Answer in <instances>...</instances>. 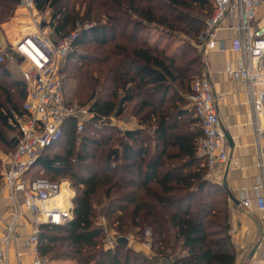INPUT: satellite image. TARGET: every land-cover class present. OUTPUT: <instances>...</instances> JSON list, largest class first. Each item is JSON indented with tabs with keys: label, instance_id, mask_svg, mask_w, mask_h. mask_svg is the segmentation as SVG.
<instances>
[{
	"label": "trees",
	"instance_id": "16d2710c",
	"mask_svg": "<svg viewBox=\"0 0 264 264\" xmlns=\"http://www.w3.org/2000/svg\"><path fill=\"white\" fill-rule=\"evenodd\" d=\"M19 2L0 0V24ZM35 2L39 12L54 9L51 27L56 38L77 32L64 72L77 82L72 103L88 106L95 115L81 133L76 120H67L62 138L28 173L32 179L52 182L69 176L76 188L73 217L59 225L40 226V255L77 264H156L152 255L131 245L105 246L106 227L94 221L96 198L117 236L134 233L142 243L150 230L151 251L157 257L170 254L172 264H235L228 193L206 179V165L197 156L203 132L180 94L204 73L202 51L195 41L212 15V0ZM77 4L86 7L83 14ZM102 17L107 22L96 20ZM153 24L181 38L178 53L149 43L147 32ZM88 43L95 45L91 51L78 49ZM27 94L26 83L0 63L4 143L5 129L19 131L16 116L25 114ZM127 117L137 120L136 127L122 130L112 121L99 123ZM63 146L65 151L59 153Z\"/></svg>",
	"mask_w": 264,
	"mask_h": 264
},
{
	"label": "built area",
	"instance_id": "2783aa9c",
	"mask_svg": "<svg viewBox=\"0 0 264 264\" xmlns=\"http://www.w3.org/2000/svg\"><path fill=\"white\" fill-rule=\"evenodd\" d=\"M212 2V15L200 37L201 51L204 54L215 49L224 51L226 46L218 43L217 31L226 27L223 24L226 20H234L232 28L236 32V38L233 43L238 53V61L236 67L228 66L226 71L235 81L245 85L250 124L258 151V166L262 173L254 187L255 198L243 197L242 204L245 208L256 209L260 213L264 238V25L258 22L259 9L264 0ZM18 8L26 11L36 31L21 35L13 47L0 50V63L19 67L21 78L28 90L23 104L25 114L16 116L20 136L16 139L9 166L3 170L0 187V193L8 190L14 201L12 220L7 226L6 234L0 235V264H10L9 248L15 241L18 222L23 212L34 218L31 234L21 241L24 247L35 254L30 264H51L48 258L39 253L40 226L67 222L72 218V206L60 208L52 204L51 200L61 192V184L43 177L32 179L28 177V173L43 152L62 138L63 126L67 120H76L77 131L81 133L85 123L94 120L95 115L88 107L65 98V83L60 76L77 32L61 39L48 33L35 16V0H20ZM219 100L212 82L205 74L193 82L189 104L203 132L198 143L197 156L206 165V178L209 180H214L216 167L227 163L238 165V161L231 154L222 124ZM17 195H21V203L15 201ZM69 196L67 203L72 201ZM145 235L143 245L151 249L150 231L147 230ZM118 237H106V247L114 248Z\"/></svg>",
	"mask_w": 264,
	"mask_h": 264
},
{
	"label": "crops",
	"instance_id": "0c3cea01",
	"mask_svg": "<svg viewBox=\"0 0 264 264\" xmlns=\"http://www.w3.org/2000/svg\"><path fill=\"white\" fill-rule=\"evenodd\" d=\"M18 9L16 17L20 16L22 19H27L28 14L25 11L21 12V8ZM258 22L264 25V4L259 9ZM223 24L226 27L217 31V38L218 43H223L226 49L224 51H219L218 49L211 50L203 55L205 63L204 74L210 79L214 92L220 98L219 107L222 124L225 131L231 137L233 143L232 146L230 145L231 154L238 161V165L233 166L231 163H227L216 167L214 181L223 186L228 193L231 223L230 234L236 252L235 264H264L263 225L260 213L256 209L249 210L242 204L243 197L255 198L254 187L260 180L262 173L258 166V151L254 144V132L250 124V110L245 85L235 81L226 71L228 66L236 67L238 61V53L233 43L236 38V32L232 26L235 23L234 20H226ZM8 25H11L10 22L3 24L2 30L0 29V32L3 33L0 35V47H3V44L7 40L15 44L18 41L14 37L15 32L11 31ZM30 25L31 23H29L28 27ZM7 66L10 68L14 65ZM10 71L12 72L11 68ZM16 78L20 79L21 75ZM130 119H133L135 123L133 122L134 124L128 125L127 123ZM126 120V122L115 120L114 124L122 130L136 127L137 120L134 117H127ZM119 123H122L124 126H121ZM8 166L9 164L2 165L3 170ZM3 170L0 171V187L2 186ZM60 193L61 196L51 200L52 204L60 208H71V206L73 208L72 201L67 203L68 192L63 188ZM231 196L234 199H231ZM15 201L21 203V195H17ZM13 206L12 194L8 190L2 191L0 193L1 236L6 234L7 226L12 220ZM33 227V216L27 212H23L18 222V233H16L15 241L9 248L10 264H30L34 259L35 254L21 243L23 239L31 234ZM128 245H131L138 251L152 255L156 264H172L174 260L170 254L162 258L157 257L152 253L151 249L143 245V242L138 243V241H135L131 243L129 241ZM54 263L77 264L73 260H57Z\"/></svg>",
	"mask_w": 264,
	"mask_h": 264
},
{
	"label": "rangeland",
	"instance_id": "374dc122",
	"mask_svg": "<svg viewBox=\"0 0 264 264\" xmlns=\"http://www.w3.org/2000/svg\"><path fill=\"white\" fill-rule=\"evenodd\" d=\"M77 0H71V5H74L75 2ZM77 10H81V14H83L86 10V7H80L79 4H77L76 6ZM18 7L15 8L13 14L7 18L4 19L3 22L0 24V29L2 30L3 28V24H5L6 22H10L11 25H8V27L11 28V31L15 32L14 37L18 40L20 35L23 34H27L28 32H33L36 31V28H34V26L31 24L29 27V23H31V19L28 16L27 19H22L20 18V16H18V18L16 17V14L18 13ZM20 11H25L23 9H20ZM26 12V11H25ZM35 13L37 15L36 18H38V21L41 22L42 27L45 28V30L48 31V33H51L54 35L53 33V29L51 27V20L53 18V15L55 13L53 8H48L45 11L39 12L35 11ZM97 21L101 22V23H105L107 22V19L105 17L102 18H98L96 19ZM81 30V28H80ZM204 32V31H203ZM202 32V33H203ZM201 33V34H202ZM3 33L0 32V35H2ZM148 34V39H149V43L151 44H158V46L160 47H164L169 53L175 54L178 53L179 48L182 46V42H181V38L177 37L176 35L171 36L169 34L166 33L165 30H163V28L157 26V25H150V28L147 32ZM201 34L199 35L198 39L195 41V44L197 45L199 51H201V46H200V37ZM113 44V42H111ZM15 43H12L11 41H6L3 45V47H0V49H9L11 47H13ZM95 45L94 44H86L80 48H78L81 52H89L93 49ZM202 55H204L203 51L201 52ZM68 63V61H67ZM67 63L65 64V66L67 65ZM62 67L61 71H60V76L62 78H64V83H65V90H64V94H65V98L68 101L73 102V100L75 99V95H76V91H77V82L74 79H69L66 78L68 73L64 72V67ZM12 69V75L14 77H17L19 75H21V70L19 67H17L16 65L10 67ZM204 73L202 75H198V76H203ZM197 75H195L193 78L198 77ZM192 85H193V79L192 81L188 84L189 89L186 90V88L184 89H180V94L182 95V97L184 98V100L187 102V107L191 110L190 108V104H189V95H190V88L192 89ZM3 100H4V96H3ZM83 107H88V106H83ZM192 118H194L192 116ZM127 118L122 119V122H126ZM117 120L116 118H111L109 119H102L101 121H99V123L103 124V122H113ZM134 120L130 119V121L127 123L128 125H132ZM121 126H124L122 123H119ZM16 125V124H15ZM17 126V125H16ZM85 131V130H84ZM84 133V132H83ZM5 134L6 137L8 139V143H4L3 141L0 140V171L3 170L2 165H7L11 162L12 160V155H13V151L16 147V139L20 136V133L18 131V128H12V129H5ZM63 143V142H62ZM66 146L64 147H59L58 151L59 153H63L65 151ZM55 150L51 151L49 154L53 155L55 154ZM38 175H41L40 173H37ZM47 175L45 174V177ZM49 178V177H47ZM207 179V178H206ZM209 180V179H208ZM215 180V179H214ZM214 180H210L214 183H216ZM54 183H58L61 184V191L64 188L66 190V192H68V195H70L69 197L73 198V195L76 194V188L73 187V184L71 182V178L69 176H59L56 177L55 180L53 181ZM219 184V183H216ZM220 185V184H219ZM71 193V194H70ZM57 198V197H56ZM94 221L96 225H103L104 227H106V231H107V235L106 237H108L109 235H113V236H117V233L110 228L109 224L107 223V221L102 217L103 216V204L99 203L98 200L95 198L94 199ZM109 227V228H108ZM148 230V229H147ZM146 230V231H147ZM150 231V230H149ZM146 233V232H145ZM151 233V232H150ZM123 237H127L128 238V242L130 241L131 243H134L135 241H137L138 236H136L134 233L125 235ZM151 237V235H150ZM144 239L146 238V235L144 234ZM55 261H50L51 264H55Z\"/></svg>",
	"mask_w": 264,
	"mask_h": 264
},
{
	"label": "water",
	"instance_id": "95a60500",
	"mask_svg": "<svg viewBox=\"0 0 264 264\" xmlns=\"http://www.w3.org/2000/svg\"><path fill=\"white\" fill-rule=\"evenodd\" d=\"M226 135H227L229 144L232 146L233 143H232L231 137L228 135L227 132H226ZM231 199H234L233 196H231ZM72 211H73V208H72ZM118 242L121 243V244L127 245L128 244V238L127 237H123V236H119L118 237Z\"/></svg>",
	"mask_w": 264,
	"mask_h": 264
},
{
	"label": "bare ground",
	"instance_id": "6f19581e",
	"mask_svg": "<svg viewBox=\"0 0 264 264\" xmlns=\"http://www.w3.org/2000/svg\"><path fill=\"white\" fill-rule=\"evenodd\" d=\"M33 26H34V25H33ZM34 28H36V27L34 26ZM59 195H60V193H59L57 196H55V197H58ZM55 197H54V198H55Z\"/></svg>",
	"mask_w": 264,
	"mask_h": 264
}]
</instances>
